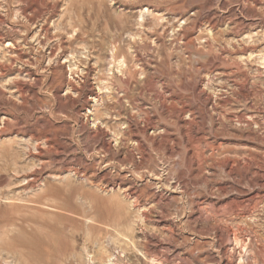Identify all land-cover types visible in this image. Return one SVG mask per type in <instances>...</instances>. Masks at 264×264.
<instances>
[{
	"label": "rangeland",
	"instance_id": "374dc122",
	"mask_svg": "<svg viewBox=\"0 0 264 264\" xmlns=\"http://www.w3.org/2000/svg\"><path fill=\"white\" fill-rule=\"evenodd\" d=\"M237 227L264 264V0H0V264H237Z\"/></svg>",
	"mask_w": 264,
	"mask_h": 264
},
{
	"label": "bare ground",
	"instance_id": "6f19581e",
	"mask_svg": "<svg viewBox=\"0 0 264 264\" xmlns=\"http://www.w3.org/2000/svg\"><path fill=\"white\" fill-rule=\"evenodd\" d=\"M251 57V56H250ZM205 99H207V98H205ZM189 113V112H188ZM189 114H191V113H189ZM205 114V113H204ZM190 118V117H189ZM186 126V125H185ZM100 135V134H99ZM102 139V138H101ZM100 139V140H101ZM202 139L201 138H199V140L197 141V143L199 142V145L201 144V141ZM136 144H138V143H136ZM101 145H103V147H104V144L102 143ZM211 150V149H210ZM213 150V149H212ZM184 154H185V152H184ZM189 165V164H188ZM128 196V195H127ZM95 197V196H94ZM93 199V198H92ZM95 200V199H94ZM97 200V199H96ZM98 202H100V201H98ZM56 203V202H55ZM93 203V202H92ZM101 203V202H100ZM99 205V204H98ZM101 205V204H100ZM99 205V206H100ZM201 206V205H200ZM61 208V207H60ZM66 208V207H65ZM55 209V208H54ZM61 209H63V210H66V209H64V208H61ZM60 209V210H61ZM57 210V209H56ZM192 210V209H191ZM199 210V209H198ZM69 211V213L71 212L70 210H68ZM66 212V211H65ZM202 212L205 214V217L203 218L202 217V215H201V217H200V219H201V221H203V222H205L206 224H213L215 221H216V218H219V216L221 215L220 213H219V211L218 210H212V208L211 209H206V207L204 208V209H202ZM202 212H200V213H202ZM208 212H210V213H208ZM48 213V212H47ZM46 213V214H47ZM208 213V214H207ZM242 214V213H241ZM59 215V214H58ZM70 215V214H69ZM65 216V215H64ZM63 216V217H64ZM100 216V215H99ZM239 216V215H238ZM241 216V215H240ZM88 219H90V218H88ZM96 221L94 222V223H96L97 222V219H95ZM94 221V220H93ZM93 224V223H92ZM243 228H241V227H237V229H236V231H235V234H233L234 236H233V243H234V245L235 246H237L238 248H239V251H238V255H237V258H236V261H237V264H244V261L249 257V259L250 258H253L254 259V256L252 255V256H250V255H248V253H249V251H251L250 249H248L247 248V243H245V239L242 237V232H243ZM227 231H229V230H227ZM55 234V233H54ZM53 235V234H52ZM31 236V235H30ZM59 236V235H58ZM60 237V236H59ZM46 238V237H45ZM50 238V237H49ZM55 238V237H54ZM32 239V238H31ZM29 237H27L26 235H22V234H18V236L16 237V239H15V242H17V243H21V242H25L28 246H29V248L31 247V246H33V245H36V243L33 241V240H31ZM57 239H60V238H57ZM56 240V239H55ZM11 243V242H10ZM49 243V242H48ZM14 244V243H13ZM7 245H9V243L7 244ZM11 245V244H10ZM25 246V245H24ZM15 247H16V245H15ZM53 247L54 248H56V250L60 253L61 252V244L59 243V241H53ZM11 248V247H10ZM64 248V247H63ZM64 250V249H63ZM28 251V250H27ZM29 252V251H28ZM66 252V251H65ZM264 244H263V246H262V250H260L257 254H259V255H263L264 253ZM48 253V252H47ZM59 253H57V254H59ZM263 253V254H262ZM61 254V253H60ZM65 254V253H64ZM250 254V253H249ZM35 255V254H34ZM37 255V254H36ZM51 255V254H50ZM148 260H150V261H152V263H153V258H152V256H150V255H146L145 256ZM167 258V257H166ZM181 264H186L185 262H181Z\"/></svg>",
	"mask_w": 264,
	"mask_h": 264
}]
</instances>
